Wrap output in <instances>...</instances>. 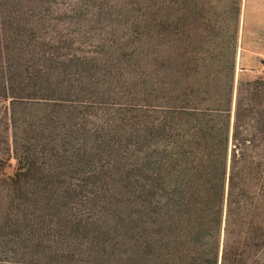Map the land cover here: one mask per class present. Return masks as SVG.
<instances>
[{
  "label": "trees",
  "instance_id": "16d2710c",
  "mask_svg": "<svg viewBox=\"0 0 264 264\" xmlns=\"http://www.w3.org/2000/svg\"><path fill=\"white\" fill-rule=\"evenodd\" d=\"M32 1L0 0V230L13 213L7 251L28 254L0 264H264V76L234 84L240 0H142L134 113L62 96L88 80L22 18Z\"/></svg>",
  "mask_w": 264,
  "mask_h": 264
},
{
  "label": "rangeland",
  "instance_id": "374dc122",
  "mask_svg": "<svg viewBox=\"0 0 264 264\" xmlns=\"http://www.w3.org/2000/svg\"><path fill=\"white\" fill-rule=\"evenodd\" d=\"M32 2L35 4L30 8L35 7L34 10L22 18L48 21L52 24L51 32L64 35L62 45L65 48L59 47L57 52L69 51L73 55L60 66L67 78L88 80L79 93L71 91L62 96L67 101L83 104L85 113L136 112L142 104L138 77H133L139 73L136 61L140 54L138 38L142 0ZM38 29L33 28L34 31ZM41 30L49 31L48 24ZM237 35L235 86L239 80L264 76V0H240ZM84 57L86 61L82 60ZM8 106L9 100L0 98V200L10 192L7 181L2 178L15 167L9 139L11 121ZM69 181L79 182L77 179ZM7 217L5 227L0 230V258L28 256L15 248L7 251L17 241L12 226L14 214L9 212ZM2 237L3 241L7 240L4 248Z\"/></svg>",
  "mask_w": 264,
  "mask_h": 264
}]
</instances>
